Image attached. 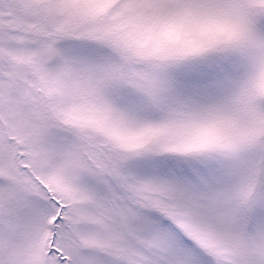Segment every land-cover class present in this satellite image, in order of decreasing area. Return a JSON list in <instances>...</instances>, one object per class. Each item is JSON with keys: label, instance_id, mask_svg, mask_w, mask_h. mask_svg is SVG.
<instances>
[{"label": "snow or ice", "instance_id": "6c2138e0", "mask_svg": "<svg viewBox=\"0 0 264 264\" xmlns=\"http://www.w3.org/2000/svg\"><path fill=\"white\" fill-rule=\"evenodd\" d=\"M0 264H264V0H0Z\"/></svg>", "mask_w": 264, "mask_h": 264}]
</instances>
